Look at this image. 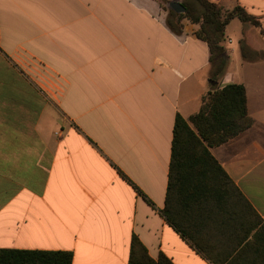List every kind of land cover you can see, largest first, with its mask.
Masks as SVG:
<instances>
[{
  "label": "crops",
  "instance_id": "0c3cea01",
  "mask_svg": "<svg viewBox=\"0 0 264 264\" xmlns=\"http://www.w3.org/2000/svg\"><path fill=\"white\" fill-rule=\"evenodd\" d=\"M182 1L0 0V249L128 264L135 236L153 260L212 264L159 212L176 114L230 84L253 125L209 151L264 224V51L244 40L240 61L226 39L235 65L214 76L198 25L166 26ZM209 1L264 29V0Z\"/></svg>",
  "mask_w": 264,
  "mask_h": 264
},
{
  "label": "trees",
  "instance_id": "16d2710c",
  "mask_svg": "<svg viewBox=\"0 0 264 264\" xmlns=\"http://www.w3.org/2000/svg\"><path fill=\"white\" fill-rule=\"evenodd\" d=\"M184 13L169 12L166 26L181 33L183 20L198 25L195 35L209 49L214 76L228 60L224 32L232 20L260 28L259 20L241 7L224 10L209 0H183ZM264 37V32L261 33ZM243 57L245 48L241 47ZM214 80V78H213ZM253 125L247 115L241 84L226 85L202 99L199 111L188 119L176 114L164 207L165 222L212 264H264V224L224 172L209 149L239 136ZM241 217L243 218L240 221ZM63 251L0 249V264H71ZM128 264H173L160 254L151 259L133 236Z\"/></svg>",
  "mask_w": 264,
  "mask_h": 264
},
{
  "label": "rangeland",
  "instance_id": "374dc122",
  "mask_svg": "<svg viewBox=\"0 0 264 264\" xmlns=\"http://www.w3.org/2000/svg\"><path fill=\"white\" fill-rule=\"evenodd\" d=\"M244 23H241L238 20H232L228 26L225 29L224 32V42H223V47L226 45V39H231L234 42V46L236 48V52L233 55L234 57L237 56V58L242 61L243 54L241 52V47H244V40H246L247 44L253 48H256L257 50L264 51V37L259 36V33L261 34L264 32V29L258 28V29H252L254 34H246L241 28L243 26H249L248 24L243 25ZM244 27V28H245ZM227 57V60H229L230 64L232 66L235 65L234 57ZM246 56V53H245Z\"/></svg>",
  "mask_w": 264,
  "mask_h": 264
},
{
  "label": "water",
  "instance_id": "95a60500",
  "mask_svg": "<svg viewBox=\"0 0 264 264\" xmlns=\"http://www.w3.org/2000/svg\"><path fill=\"white\" fill-rule=\"evenodd\" d=\"M171 10L175 13L180 14L185 12V8L179 3H171Z\"/></svg>",
  "mask_w": 264,
  "mask_h": 264
}]
</instances>
